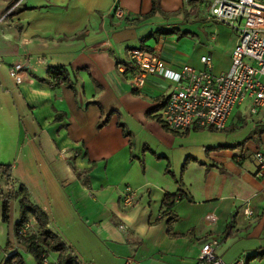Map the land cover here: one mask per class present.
<instances>
[{"label": "crops", "instance_id": "0c3cea01", "mask_svg": "<svg viewBox=\"0 0 264 264\" xmlns=\"http://www.w3.org/2000/svg\"><path fill=\"white\" fill-rule=\"evenodd\" d=\"M114 1L0 0V220L9 247L27 252L14 237L23 188L79 264H197L212 241L224 264H264L249 259L264 252V172L256 177L253 158L264 152V112L245 125L235 109L227 135L172 132L159 116L172 83L150 76L134 92L117 70L140 48L173 72L201 69L207 55L213 73H225L235 31L210 20L213 0H155L153 13L154 0H118L121 21L109 15ZM15 64L24 65L18 85ZM59 69L72 87L53 81L49 70Z\"/></svg>", "mask_w": 264, "mask_h": 264}, {"label": "built area", "instance_id": "2783aa9c", "mask_svg": "<svg viewBox=\"0 0 264 264\" xmlns=\"http://www.w3.org/2000/svg\"><path fill=\"white\" fill-rule=\"evenodd\" d=\"M127 12L115 0L109 15L121 21ZM210 20L231 27L236 34L231 52L230 68L225 73L214 74L212 58L200 57L201 69L184 65L179 72L170 71L154 53L144 49H131L126 59L118 64L134 92H140L150 76H159L172 83V90L162 102L160 120L165 127L178 133L191 128L222 131L233 111L249 103V114L257 117L264 112V2L259 0H213L209 9ZM24 65L10 67L9 75L18 85L22 81ZM256 177L264 172V152L254 150ZM127 192L130 189L127 188ZM180 198L173 199V202ZM215 223L213 214L206 216ZM122 228V227H120ZM26 223L20 234L28 236ZM216 242H208L199 252L197 264H224L215 254ZM17 253H5V258ZM42 264H49L48 253L41 255ZM126 264H130L129 262ZM232 264H246L238 259Z\"/></svg>", "mask_w": 264, "mask_h": 264}, {"label": "trees", "instance_id": "16d2710c", "mask_svg": "<svg viewBox=\"0 0 264 264\" xmlns=\"http://www.w3.org/2000/svg\"><path fill=\"white\" fill-rule=\"evenodd\" d=\"M192 0H188L189 3H191ZM158 10L157 3L153 2V12ZM174 33V32H166ZM147 51V50H146ZM49 74L51 75V78L56 83L64 82L69 87H72L69 82L66 81L64 78V73L62 70H49ZM44 81V80H42ZM56 120H59V115H56ZM121 126V125H120ZM260 132L259 134H261ZM127 135V134H125ZM2 167L0 166V170ZM184 170V167L182 168V171ZM10 168L5 167L4 168V175L6 181H9L10 179ZM168 174H171L169 170L166 171ZM172 178L175 179V176L172 175ZM176 180V179H175ZM24 190L23 188H20L16 194V196L20 197L18 203H19V220L14 226V237L18 245H21L24 247L27 252L34 258L36 264H42L41 255L44 252L47 253H53L57 255V259L55 263H49V264H79L77 257L73 254L71 249L67 247L60 237L54 233L48 230L47 226L49 224L48 216L45 212H43L41 209H39L37 206L32 205L26 196L23 194ZM181 198V195H180ZM173 202V199L170 201ZM170 202L167 204L169 205ZM166 204V205H167ZM167 205V207H168ZM9 214V198L6 197L2 201V220L4 222H7L9 220L8 217ZM33 219L36 223V233L28 235V236H22L20 234L22 227L28 222V220ZM175 221L174 217H170V219L167 222L168 225V233L171 232V224ZM249 259L252 260H264V252H256L253 256H251ZM3 264H24L23 260L19 256L18 253L10 256L9 258H6Z\"/></svg>", "mask_w": 264, "mask_h": 264}, {"label": "rangeland", "instance_id": "374dc122", "mask_svg": "<svg viewBox=\"0 0 264 264\" xmlns=\"http://www.w3.org/2000/svg\"><path fill=\"white\" fill-rule=\"evenodd\" d=\"M207 22V21H206ZM196 23V22H195ZM202 23H205L204 22V20H199L198 21V23L197 24H187L188 26H190V27H198L200 24H202ZM221 25H223V26H226L225 24H223V23H220ZM182 27H185L186 26V24H182L181 25ZM201 31L203 32V30L201 29ZM183 32L184 31H181L180 33L179 32H176V36L177 35H183ZM193 33V32H192ZM193 34H196V33H193ZM235 118L237 119V120H239V119H245L246 121V123H245V125H247V123H249L250 121H251V119H249V118H251L252 116L249 114V103L248 102H245L243 105H241L240 107H238V108H236V110H235ZM251 116V117H250ZM254 118V117H253ZM253 122H255V121H253ZM262 123V122H261ZM255 124V123H254ZM260 124V123H259ZM264 125V124H263ZM238 130H240V128L238 129ZM238 130H236V131H238ZM235 131V130H234ZM234 131L232 132V131H230V132H227V131H225V132H223V131H213L211 134L213 135V136H216V135H219V134H223V135H227V134H231V133H234ZM207 134H209V133H207ZM3 186V188H4V190H3V192H5L6 190H5V186L4 185H2ZM1 194L2 195H4L5 196V194L4 193H2L1 192ZM1 214V213H0ZM16 214V213H15ZM17 217H18V215L16 214L15 215V218L17 219ZM14 218V219H15ZM0 227H1V229L2 228H4L5 230H7L8 231V224L7 223H2L1 222V220H0ZM27 235H28V233H27ZM9 240H8V236H7V232L6 231H4L3 229H2V232H1V230H0V264L4 261V259H5V257H4V253H9V252H12V247H9ZM18 253H19V255L23 258V261H24V264H36V262H35V260H34V258L29 254V253H27V252H25V251H23L22 249H18ZM48 261H49V259H48ZM3 264V263H2Z\"/></svg>", "mask_w": 264, "mask_h": 264}]
</instances>
